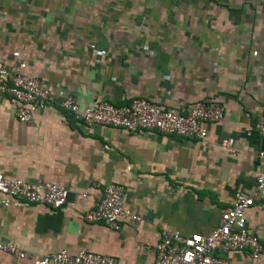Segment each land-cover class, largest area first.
<instances>
[{"label":"crops","instance_id":"obj_1","mask_svg":"<svg viewBox=\"0 0 264 264\" xmlns=\"http://www.w3.org/2000/svg\"><path fill=\"white\" fill-rule=\"evenodd\" d=\"M207 1L214 7L206 14L167 15L151 10L165 12L166 0H0V60L54 91L84 105L146 97L182 110L215 99L225 113L208 124L206 144L89 126L56 103L31 125L19 121L18 102L0 87V170L70 190L61 208L7 206L0 196V241L28 255L0 251V264H32L60 250L155 264L165 231L210 233L237 193L253 191L264 170V137L256 129L264 111V0ZM112 182L125 185L122 203L141 217L120 230L84 218ZM247 219L263 258L258 263L248 249L220 247L216 255L225 264H264V199Z\"/></svg>","mask_w":264,"mask_h":264},{"label":"built area","instance_id":"obj_2","mask_svg":"<svg viewBox=\"0 0 264 264\" xmlns=\"http://www.w3.org/2000/svg\"><path fill=\"white\" fill-rule=\"evenodd\" d=\"M0 87L18 102L19 121L31 125L35 123L39 110L56 103L68 111L76 121L89 126L117 127L136 134L157 131L206 144L208 124L220 122L225 117L223 105L215 99L197 102L188 110L167 107L146 97L136 98L129 104H116L97 98L84 105L74 95L65 91L56 92L44 79L22 73L17 67L3 60H0ZM256 129L264 137V111ZM237 151L234 149V152ZM125 191L124 184L109 183L96 206L85 212V220L104 222L116 230L122 229L127 222L140 221L138 214L124 207L122 199ZM0 196L4 197V204L7 206L29 203L61 208L67 204L70 190L55 182L34 184L8 176L0 170ZM262 199L264 170L259 173L256 186L249 195L240 192L236 194L234 203L223 211L219 226L212 232L194 233L185 237L177 230L165 231L163 240L157 245L159 258L155 264H225V261L216 255L220 247L226 250L248 249L253 260L261 262L263 244L247 227V211ZM0 251L21 260L28 258L27 253L11 241H0ZM32 264L121 263L114 255L89 250L78 253L60 250L35 258Z\"/></svg>","mask_w":264,"mask_h":264},{"label":"rangeland","instance_id":"obj_3","mask_svg":"<svg viewBox=\"0 0 264 264\" xmlns=\"http://www.w3.org/2000/svg\"><path fill=\"white\" fill-rule=\"evenodd\" d=\"M211 1V0H210ZM215 1L216 0H212ZM212 3V2H211ZM211 3H209L207 0H166L165 2V12H162L163 7L158 6L160 8H158V10L155 7H151V10H155V12H159L160 14L165 13L167 15H169V13H174V14H185V15H189V14H206V12L213 11V9H211V7L213 8V6H211ZM207 5V7H206ZM217 6V5H215ZM120 7V5L117 6V8ZM104 10H107V6H103L102 7ZM207 9H209L208 11H206ZM162 16V15H161ZM155 25H162L164 24L163 22H155ZM166 24V22H165ZM173 24L171 23H167V25H171ZM166 26V27H168Z\"/></svg>","mask_w":264,"mask_h":264}]
</instances>
